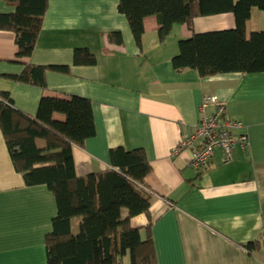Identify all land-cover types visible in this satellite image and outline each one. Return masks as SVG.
<instances>
[{
	"label": "crops",
	"instance_id": "1",
	"mask_svg": "<svg viewBox=\"0 0 264 264\" xmlns=\"http://www.w3.org/2000/svg\"><path fill=\"white\" fill-rule=\"evenodd\" d=\"M117 7L118 0H48L29 63L66 66L69 73L48 72L45 90L4 78L20 74L23 66L13 62L14 34L0 30V93L30 117L43 96L91 102L95 135L83 148H72L78 177L105 170L112 149L145 152L152 168L145 183L158 264H264V247L253 253L245 248L264 243V73L203 79L193 70L175 73L171 59L176 42L190 36L186 26L174 25L161 44L156 18L146 17L139 49ZM253 10L247 36L264 31V13ZM14 12L0 0V15ZM233 27L230 13L194 20L196 33ZM112 32L121 33V46L108 41ZM76 50H87L95 64L81 58L74 63ZM207 95L225 102L226 114L243 123L249 147L233 149L230 160L215 150L207 167L197 171L190 166V150L174 151L193 132ZM59 116L54 118L63 120ZM36 145L44 147L40 140ZM56 213L45 186H25L0 132V264H46L44 240ZM146 222L143 216L133 220L138 226ZM76 228L73 220V233Z\"/></svg>",
	"mask_w": 264,
	"mask_h": 264
},
{
	"label": "trees",
	"instance_id": "2",
	"mask_svg": "<svg viewBox=\"0 0 264 264\" xmlns=\"http://www.w3.org/2000/svg\"><path fill=\"white\" fill-rule=\"evenodd\" d=\"M3 1L15 12L0 15V30L14 34L17 51L13 62L23 66L20 74L4 78L45 90L48 72L69 73L66 66L29 63L48 0ZM253 9L264 13V0H118L117 7L139 49L146 17L156 18L161 44L174 25H185L190 36L178 40L172 68L175 73L193 70L202 79L264 73V31L246 35V23ZM227 13L234 18L232 29L194 31L195 19ZM107 39L114 45L123 44L120 32L108 34ZM79 58L85 59L84 64H95L87 50L74 51V63ZM0 132L10 161L25 186H45L55 199L57 213L44 240L46 264H124L126 259L129 264H158L151 233V194L145 183L152 168L145 152L115 148L109 151V166L105 170L84 177L75 174L72 148H83L85 141L95 135L88 99L43 96L35 116L30 117L14 108L8 94L0 93ZM37 140L44 143L43 148L37 147ZM139 216L146 219V224H133ZM74 219L78 220L75 233ZM263 247L264 243L259 241L245 246L249 253Z\"/></svg>",
	"mask_w": 264,
	"mask_h": 264
},
{
	"label": "built area",
	"instance_id": "3",
	"mask_svg": "<svg viewBox=\"0 0 264 264\" xmlns=\"http://www.w3.org/2000/svg\"><path fill=\"white\" fill-rule=\"evenodd\" d=\"M198 110L199 119L193 132L174 151L176 154L182 150H190V166L193 169H205L215 150H221L226 159L230 160L232 151L237 146L243 150L249 147V139L242 122L224 113L225 102L217 96H204Z\"/></svg>",
	"mask_w": 264,
	"mask_h": 264
},
{
	"label": "rangeland",
	"instance_id": "4",
	"mask_svg": "<svg viewBox=\"0 0 264 264\" xmlns=\"http://www.w3.org/2000/svg\"><path fill=\"white\" fill-rule=\"evenodd\" d=\"M255 13H257L258 12V10H253ZM253 20V19H252ZM178 42V41H177ZM177 42H176V44H177ZM58 118H61V116H59ZM229 162V161H228ZM122 214H123V217L126 215V211L124 210V211H122ZM74 221H76V222H78V220L77 219H74ZM124 264H129V260L128 259H126V261L124 262Z\"/></svg>",
	"mask_w": 264,
	"mask_h": 264
}]
</instances>
